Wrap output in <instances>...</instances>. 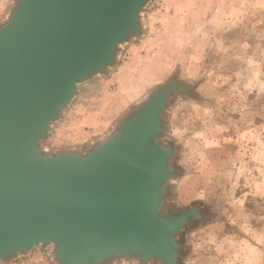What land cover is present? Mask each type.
I'll list each match as a JSON object with an SVG mask.
<instances>
[{"label":"clouds","instance_id":"clouds-1","mask_svg":"<svg viewBox=\"0 0 264 264\" xmlns=\"http://www.w3.org/2000/svg\"><path fill=\"white\" fill-rule=\"evenodd\" d=\"M124 7L109 59L73 82L41 154L83 156L155 97L150 139L165 159L154 214L186 221L170 264H264V0ZM55 248L38 240L0 264H58Z\"/></svg>","mask_w":264,"mask_h":264},{"label":"water","instance_id":"water-1","mask_svg":"<svg viewBox=\"0 0 264 264\" xmlns=\"http://www.w3.org/2000/svg\"><path fill=\"white\" fill-rule=\"evenodd\" d=\"M128 2L8 0L0 19V258L40 240L56 242L58 264H170L172 235L186 221L154 214L165 159L150 139L155 97L83 156L38 148L73 82L109 59Z\"/></svg>","mask_w":264,"mask_h":264},{"label":"crops","instance_id":"crops-1","mask_svg":"<svg viewBox=\"0 0 264 264\" xmlns=\"http://www.w3.org/2000/svg\"><path fill=\"white\" fill-rule=\"evenodd\" d=\"M5 5H8V0H0V19L3 17L5 13Z\"/></svg>","mask_w":264,"mask_h":264}]
</instances>
